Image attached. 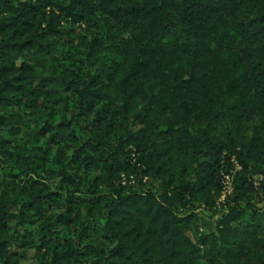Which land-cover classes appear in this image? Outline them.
I'll return each instance as SVG.
<instances>
[{
	"label": "trees",
	"instance_id": "1",
	"mask_svg": "<svg viewBox=\"0 0 264 264\" xmlns=\"http://www.w3.org/2000/svg\"><path fill=\"white\" fill-rule=\"evenodd\" d=\"M0 264H264V0H0Z\"/></svg>",
	"mask_w": 264,
	"mask_h": 264
},
{
	"label": "rangeland",
	"instance_id": "2",
	"mask_svg": "<svg viewBox=\"0 0 264 264\" xmlns=\"http://www.w3.org/2000/svg\"><path fill=\"white\" fill-rule=\"evenodd\" d=\"M147 186L153 189L159 187L158 182L147 180ZM228 187V186H227ZM225 211V209L219 204V207L213 212H203L201 213L202 222L205 224L208 230H212L215 228L216 223L220 217V215Z\"/></svg>",
	"mask_w": 264,
	"mask_h": 264
}]
</instances>
